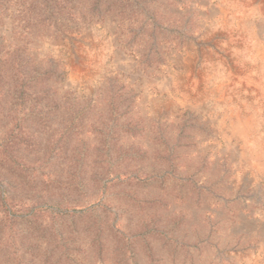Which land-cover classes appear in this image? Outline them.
<instances>
[{
    "label": "rangeland",
    "instance_id": "1",
    "mask_svg": "<svg viewBox=\"0 0 264 264\" xmlns=\"http://www.w3.org/2000/svg\"><path fill=\"white\" fill-rule=\"evenodd\" d=\"M259 4L0 0V264H264Z\"/></svg>",
    "mask_w": 264,
    "mask_h": 264
},
{
    "label": "bare ground",
    "instance_id": "2",
    "mask_svg": "<svg viewBox=\"0 0 264 264\" xmlns=\"http://www.w3.org/2000/svg\"><path fill=\"white\" fill-rule=\"evenodd\" d=\"M201 1V0H200ZM252 1V0H251ZM213 2V1H212ZM260 2H261V4H259V6H257V8L258 9H260L262 12H264V0H260ZM221 3H223V2H221ZM250 3V2H249ZM217 4V3H216ZM242 4H243V2H242ZM241 5V4H240ZM209 6V5H208ZM219 6V5H218ZM228 7V6H227ZM207 8V7H206ZM211 8V7H210ZM241 8V7H240ZM204 9V8H203ZM218 10V12L217 13H220L221 14V16H223V19L224 20H226L227 19V17H229V16H227L226 14H227V10L225 9V8H219V9H214V12L215 11H217ZM235 11V10H234ZM250 12V11H249ZM230 13V12H229ZM246 13H247V11H246ZM248 14V13H247ZM216 15V14H215ZM214 15V16H215ZM236 15H238V14H236ZM241 16V15H240ZM206 17V16H205ZM212 17V16H211ZM245 17V16H244ZM216 18V17H215ZM237 18V17H236ZM241 18V17H240ZM254 18V17H253ZM201 19V18H200ZM220 19V18H219ZM228 20V19H227ZM230 21V20H229ZM209 22V21H208ZM226 22V21H225ZM255 22V21H254ZM201 23V22H200ZM228 23H230V22H228ZM233 23V22H232ZM260 23V22H259ZM248 24V23H247ZM217 25V24H216ZM239 25V24H238ZM201 27V26H200ZM211 27V26H210ZM202 28V27H201ZM238 29V28H237ZM240 29V28H239ZM252 29V28H251ZM257 29V28H256ZM259 29V28H258ZM247 30V29H246ZM260 30V29H259ZM262 30V29H261ZM214 31H216V30H214ZM222 31V30H221ZM243 31V30H242ZM207 32V31H206ZM223 32V31H222ZM244 32H246V31H244ZM248 32V31H247ZM205 33V32H204ZM211 33H213V32H211ZM218 33V32H217ZM219 33H220V31H219ZM230 33H231V31H230ZM242 33V32H241ZM207 34V33H206ZM233 34V33H232ZM240 34V33H239ZM246 34H248V33H246ZM263 34V33H262ZM204 35V34H203ZM215 35H218V34H215ZM223 35V34H222ZM226 35V34H225ZM224 35V36H225ZM264 35V34H263ZM211 36V35H210ZM219 36V35H218ZM241 36H243V35H241ZM228 37V36H227ZM236 37V36H235ZM244 37V36H243ZM253 37H254V35H253ZM215 38V37H214ZM238 38V37H237ZM251 39H252V36L250 37ZM256 38V37H255ZM201 39V38H200ZM224 39V38H223ZM236 39V38H235ZM246 39V38H245ZM232 40H233V38H232ZM220 41V40H219ZM205 42V41H204ZM207 42V41H206ZM232 42V41H231ZM218 43V42H217ZM235 43V42H234ZM233 43V44H234ZM238 43H239V41H238ZM196 44V43H195ZM230 44V43H229ZM215 45V44H214ZM221 45V44H220ZM249 46V45H248ZM247 46V48L248 49H250L249 47ZM254 46V45H253ZM259 46H260V44H259ZM204 47V46H203ZM206 47V46H205ZM213 47H215V46H213ZM212 47V48H213ZM222 47V46H221ZM220 47V48H221ZM224 47V46H223ZM225 47H227V46H225ZM228 47H230V46H228ZM197 48H198V46H197ZM240 48V47H239ZM196 49V48H195ZM200 49H201V47H200ZM205 49V48H204ZM224 49V48H223ZM252 49V48H251ZM191 51V50H190ZM199 51V50H198ZM203 51V50H202ZM213 51V50H212ZM209 52V51H208ZM212 53V52H211ZM220 53V52H219ZM229 53V52H228ZM241 53V52H240ZM243 53V52H242ZM253 53V52H252ZM258 53V54H257ZM257 53H256V56H257V58H259V61L261 60V61H264V48L262 49V50H260V51H257ZM195 54H196V52H195ZM205 54V53H204ZM232 54V53H231ZM200 55V54H199ZM206 55V54H205ZM204 55V56H205ZM215 55V54H214ZM213 55V56H214ZM227 55V54H226ZM235 55V54H234ZM177 56V55H176ZM180 56V55H179ZM202 56V55H201ZM212 56V55H211ZM212 56V57H213ZM218 56V55H217ZM253 56V55H252ZM203 57V56H202ZM228 57V56H227ZM227 57H225V58H227ZM177 58V57H176ZM190 58V57H189ZM219 58V57H218ZM231 58V57H230ZM255 58V57H254ZM256 58V59H257ZM194 59V58H193ZM209 59V58H208ZM214 59V58H213ZM213 59H211V60H213ZM237 59V58H236ZM249 59V58H248ZM185 60V59H184ZM197 60V59H196ZM228 60V59H227ZM230 60V59H229ZM210 61V60H209ZM225 61V60H224ZM232 61H234V60H232L231 59V62ZM236 61V60H235ZM247 61V60H246ZM245 61V62H246ZM230 62V63H231ZM175 63H176V61H175ZM191 63V62H190ZM200 63V62H199ZM213 63V62H212ZM218 63H221V62H218ZM225 63V62H224ZM227 63V62H226ZM238 63V62H237ZM240 63V62H239ZM238 63V64H239ZM194 64V63H193ZM209 64V63H208ZM216 64H217V62H216ZM234 64V63H233ZM238 64H236V65H238ZM245 64V63H244ZM243 64V67H242V65L240 66L239 65V67L238 66H236L235 67V72L237 73V76L238 75H242L243 73H246V70L247 71H249L248 69H246V66L247 65H244ZM250 65H252L251 63H249ZM248 64V65H249ZM256 64V63H255ZM254 64V65H255ZM198 65H200V64H198ZM202 65H204V64H202ZM218 65V64H217ZM216 65V66H217ZM132 66V65H131ZM183 66V65H182ZM185 66V65H184ZM195 66V65H194ZM219 66V65H218ZM203 67H205V66H203ZM233 67V66H232ZM264 67V66H263ZM184 68V67H183ZM199 68H200V66H199ZM209 68V67H208ZM217 68V67H216ZM210 69V68H209ZM229 69V68H228ZM195 70V69H194ZM193 70V71H194ZM215 70V69H214ZM191 71V70H190ZM192 71V72H193ZM198 71V70H197ZM212 71V70H211ZM181 72H182V70H181ZM187 73V72H186ZM202 73H203V71H202ZM213 74V73H212ZM136 75V74H135ZM134 75V76H135ZM197 75V74H196ZM201 75H203V74H201ZM204 75H207V74H204ZM221 75V74H220ZM245 76H246V74H244ZM176 76V75H175ZM200 76V75H199ZM210 76V75H209ZM212 76V75H211ZM228 76V75H227ZM250 76V75H249ZM186 77V76H185ZM197 77V76H196ZM222 77V76H221ZM225 77V76H224ZM230 77V76H229ZM247 77V76H246ZM253 77V76H252ZM161 78V77H160ZM191 78V77H190ZM199 78V77H198ZM214 78V77H213ZM192 79V78H191ZM222 79V78H221ZM237 79V78H236ZM235 79V80H236ZM158 80V79H157ZM186 80H189V78L188 79H186ZM203 80V79H202ZM224 80V79H223ZM255 80H256V78H255ZM171 81V80H170ZM177 81V80H176ZM199 81V80H198ZM217 81V80H216ZM229 81H231V80H229ZM241 81H243V80H241ZM178 82V81H177ZM192 82V81H191ZM204 82H206V81H204ZM212 82V81H211ZM238 82V81H237ZM250 82V81H249ZM161 83V82H160ZM208 83V82H207ZM214 83V82H213ZM230 83V82H229ZM245 83V82H244ZM173 84V83H172ZM175 84V83H174ZM192 84V83H191ZM165 85V84H164ZM186 85H188V84H186ZM205 85V84H204ZM203 85V86H204ZM224 85V84H223ZM163 86V85H162ZM167 86H168V84H167ZM166 86V87H167ZM178 86V85H177ZM180 86V85H179ZM218 86V85H217ZM226 86H228V85H226ZM244 86V85H243ZM247 86V85H246ZM254 86V85H253ZM160 87H161V85H160ZM175 87V86H174ZM163 88V87H162ZM236 88V87H235ZM240 88V87H239ZM167 89V88H166ZM187 89V88H186ZM197 89V88H196ZM202 89V88H201ZM217 89V88H216ZM220 89V88H219ZM230 89H231V87H230ZM242 89V88H241ZM255 89H257L256 87H255ZM169 90V89H168ZM188 90V89H187ZM227 90V89H226ZM247 90V89H246ZM258 90V89H257ZM176 91V90H175ZM208 91H210V90H208ZM179 93V92H178ZM183 93V92H182ZM185 93V92H184ZM225 93V92H224ZM261 93V92H260ZM160 94V93H159ZM188 94V93H187ZM198 94V93H197ZM228 94V93H227ZM240 94V93H239ZM251 94V93H250ZM262 94H263V91H262ZM167 95V94H166ZM202 95V94H201ZM206 95V94H205ZM223 95V94H222ZM224 95H226V94H224ZM243 95V94H242ZM245 95V94H244ZM248 95V94H247ZM258 95V94H257ZM256 95V96H257ZM148 96V95H147ZM188 96V95H187ZM209 96V95H208ZM212 96V95H211ZM251 96V95H250ZM249 96V97H250ZM261 96V95H260ZM151 97H153V96H151ZM171 97V96H170ZM200 97V96H199ZM255 97V96H254ZM262 97V96H261ZM264 97V96H263ZM180 98V97H179ZM206 98V97H205ZM213 98H215V97H213ZM233 98V97H232ZM246 98H247V96H246ZM253 98V97H252ZM251 98V99H252ZM182 99V98H181ZM180 99V100H181ZM202 99V98H201ZM240 99V98H239ZM177 100V99H176ZM183 100V99H182ZM187 100V99H186ZM215 100V99H214ZM224 100V99H223ZM234 100V99H233ZM259 100V99H258ZM189 101H190V98H189ZM192 101V100H191ZM216 101H218V99L216 100ZM263 101V100H262ZM150 102V101H149ZM166 102V101H165ZM177 102V101H176ZM182 102V101H181ZM186 102V101H185ZM204 102V101H203ZM212 102V101H211ZM215 102V101H214ZM227 102V101H226ZM242 102V101H241ZM258 102V101H257ZM158 103V102H157ZM163 103V102H162ZM197 103V102H196ZM251 103V102H250ZM155 104V103H154ZM172 104V103H171ZM177 104V103H176ZM237 104V103H236ZM162 105V104H161ZM178 105V104H177ZM184 105V104H183ZM224 105V104H223ZM166 106V105H165ZM175 106V105H174ZM228 106V105H227ZM239 106V105H238ZM261 106H263V105H261ZM162 107H164L163 105H162ZM161 107V108H162ZM173 107V106H172ZM216 107V106H215ZM178 108V107H177ZM188 108V107H187ZM222 108V107H221ZM165 109V108H164ZM164 109H162V110H164ZM173 109V108H172ZM190 109V108H189ZM199 109H200V107H199ZM233 109V108H232ZM205 110V109H204ZM226 110V109H225ZM242 110V109H241ZM249 110V109H248ZM263 110V109H262ZM165 111V110H164ZM171 111V110H170ZM198 111V110H197ZM201 111V110H200ZM217 111V110H216ZM247 111V110H246ZM167 112V111H166ZM250 112V111H249ZM254 112V111H253ZM199 113V112H198ZM203 113H204V111H203ZM227 113V112H226ZM255 113V112H254ZM253 113V114H254ZM229 114V113H228ZM232 114V113H231ZM263 114V113H262ZM246 115H247V113H246ZM209 116V115H208ZM213 116V115H212ZM217 116V115H216ZM226 116V115H225ZM241 117V116H240ZM210 118V117H209ZM231 118V117H230ZM254 118H256V117H254ZM213 119H215V118H213ZM212 119V120H213ZM218 119V118H217ZM216 119V120H217ZM226 119V118H225ZM232 119V118H231ZM205 120V119H204ZM241 120V119H240ZM248 119L246 118V117H244L243 118V125L245 126V128H249V123H248V121H247ZM215 121V120H214ZM217 122V121H216ZM219 122V121H218ZM223 122V121H222ZM211 123V122H210ZM213 123V122H212ZM225 123V122H224ZM241 123V122H240ZM214 124V123H213ZM220 124V123H219ZM252 125V124H251ZM212 126V125H211ZM261 126V125H260ZM213 127V126H212ZM243 127V126H242ZM219 128V127H218ZM230 129V128H229ZM232 129V128H231ZM228 130V129H227ZM242 130V129H241ZM229 131V130H228ZM240 131V130H239ZM213 132V131H212ZM226 132V131H225ZM235 132H236V130H235ZM247 132V131H246ZM237 133H239V132H237ZM237 133H234V134H237ZM241 133V132H240ZM223 134V133H222ZM245 134H247V133H245ZM255 134V133H254ZM248 135V134H247ZM217 136H219V135H217ZM231 136V135H230ZM223 137V136H222ZM219 138V137H218ZM248 138V137H247ZM264 138V137H263ZM220 141V140H219ZM243 141V140H242ZM246 141V140H245ZM236 143V142H235ZM208 144V143H207ZM223 145V144H222ZM242 145H243V142H242ZM253 145V144H252ZM228 146V145H227ZM217 147V146H216ZM212 149H213V147H211ZM235 148V147H234ZM247 148V147H246ZM242 149V148H241ZM255 149V148H254ZM230 150V149H229ZM234 150V149H233ZM264 150V149H263ZM204 151V150H203ZM226 151H227V149H226ZM225 151V152H226ZM231 151V150H230ZM256 151V150H255ZM212 152V151H211ZM222 152H223V150H222ZM258 153H259V151H258ZM217 154H219V153H217ZM236 154V153H235ZM260 154V153H259ZM229 155V154H228ZM239 155V154H238ZM230 156V155H229ZM246 156H247V152H245L244 150L243 151H241V153H240V157L242 158V159H246ZM262 157V156H261ZM252 158V157H251ZM250 159V158H249ZM229 161H230V159H228ZM255 160V159H254ZM258 160V159H257ZM239 161V160H238ZM240 161H242L241 159H240ZM234 162V161H233ZM236 163H237V161H235ZM249 162V161H248ZM257 163V162H256ZM254 164V163H253ZM264 164V163H263ZM235 165V164H234ZM239 165V164H238ZM249 165V164H248ZM242 166V165H241ZM244 168V167H243ZM250 168V167H249ZM235 169V168H234ZM245 171V170H244ZM257 171V170H256ZM261 171H264V168L261 170ZM236 174V173H235ZM246 174V173H245ZM244 174V175H245ZM247 176H248V174H247ZM239 177V176H238ZM245 177V176H244ZM245 180V179H244ZM243 180V181H244ZM252 180V179H251ZM256 180V179H255ZM242 181V180H241ZM246 181V180H245ZM256 182H258V180L256 181ZM262 182V181H261ZM264 182V181H263ZM238 183V182H237ZM250 183V182H249ZM264 184V183H263ZM249 186V185H248ZM255 186V185H254ZM259 186V185H258ZM261 186V185H260ZM238 187V186H237ZM236 189H238V188H236ZM260 189V188H259ZM251 190V189H250ZM260 191V190H259ZM253 193V192H252ZM257 193V192H256ZM262 193V192H261ZM259 194V193H258ZM260 195V194H259ZM264 195V194H263ZM262 197V196H261ZM255 199V198H254ZM264 199V198H263ZM262 200V199H261ZM263 202V201H262ZM264 205V204H263ZM260 209V208H259ZM264 209V208H263ZM257 210V209H256ZM247 211V210H246ZM255 211V210H254ZM251 212V211H250ZM253 213V212H252ZM256 213V212H255ZM241 215V214H240ZM243 216V215H242ZM253 217V216H252ZM264 217V216H263ZM238 218H240V217H238ZM258 220V219H257ZM234 221V220H233ZM242 221V220H241ZM246 221V220H245ZM250 221V220H249ZM236 222V221H235ZM251 222V221H250ZM254 222V221H253ZM238 223V222H237ZM247 223V222H246ZM246 223H245V225H246ZM247 226V225H246ZM258 226V225H257ZM256 225H251V226H249V227H251V229H258L259 227H257ZM245 227V226H244ZM243 229V228H242ZM246 230V229H245ZM250 230V229H249ZM252 231V230H251ZM255 232V231H254ZM263 232V231H262ZM236 233V230H235V232H234V234ZM259 236H260V234H259ZM248 237H250V235H248ZM258 240V239H257ZM264 245V244H263ZM263 247V246H262ZM258 248V247H257ZM261 248V247H260ZM253 249V248H252ZM259 250V249H258ZM262 251V250H261ZM243 252V251H242ZM246 254V253H245ZM262 254V253H261ZM264 254V253H263ZM243 256V255H242ZM259 256V255H258ZM249 258H251V257H249ZM236 259V258H235ZM244 259V258H243ZM247 260V259H246ZM251 260V259H250ZM263 260V259H262ZM261 260V261H262ZM260 262V261H259ZM251 263V262H250Z\"/></svg>",
    "mask_w": 264,
    "mask_h": 264
}]
</instances>
